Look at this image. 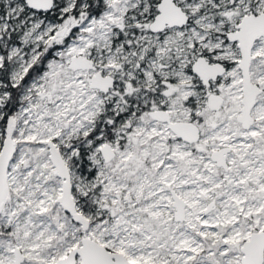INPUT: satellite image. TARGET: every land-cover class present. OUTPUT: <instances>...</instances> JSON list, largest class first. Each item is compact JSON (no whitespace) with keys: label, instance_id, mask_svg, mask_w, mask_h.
Masks as SVG:
<instances>
[{"label":"snow or ice","instance_id":"1","mask_svg":"<svg viewBox=\"0 0 264 264\" xmlns=\"http://www.w3.org/2000/svg\"><path fill=\"white\" fill-rule=\"evenodd\" d=\"M0 264H264V0H0Z\"/></svg>","mask_w":264,"mask_h":264}]
</instances>
